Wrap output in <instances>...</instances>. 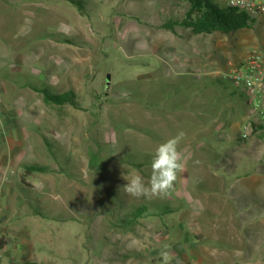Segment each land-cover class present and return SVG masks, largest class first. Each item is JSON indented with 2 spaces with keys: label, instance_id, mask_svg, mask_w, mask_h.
Segmentation results:
<instances>
[{
  "label": "rangeland",
  "instance_id": "1",
  "mask_svg": "<svg viewBox=\"0 0 264 264\" xmlns=\"http://www.w3.org/2000/svg\"><path fill=\"white\" fill-rule=\"evenodd\" d=\"M21 1L4 0V13ZM67 1L72 14L58 25L71 22L72 34L40 37L55 49L27 32L0 39V264H162L163 250L171 264H264V123L240 139L245 97L222 78L259 43L261 26L197 35L162 26L184 17L185 0ZM43 89L72 91L75 106L45 102ZM182 100L194 101L200 124L154 104ZM181 131L185 168L170 194L126 193L133 169L147 183L156 148ZM33 165L44 170L26 173ZM238 180L259 219L232 208Z\"/></svg>",
  "mask_w": 264,
  "mask_h": 264
},
{
  "label": "crops",
  "instance_id": "2",
  "mask_svg": "<svg viewBox=\"0 0 264 264\" xmlns=\"http://www.w3.org/2000/svg\"><path fill=\"white\" fill-rule=\"evenodd\" d=\"M0 1L2 3V7L0 10V39L4 42H7V41L8 42L9 41L19 42L20 36H22V34L27 32L29 34L36 35V38H38V41H40L36 46L37 48L40 47L42 42H46V43H48L50 48L55 49L56 46H58V44L56 42L51 41V40L42 41L43 39L40 38L42 34L47 32V29H50L51 30L50 32H54V33L72 34L73 27H72L71 22L68 25H67V23H65V21H64V23H63V21L60 22V23H62L61 25H63V28L60 27L61 25L60 26L58 25V21L62 20V18H64L66 20V15L72 14V7H71V5H69L70 7L67 6V3H68L67 0H25V1L22 0L20 2L19 6L13 7L12 10H9L5 13H4V0H0ZM58 17H60V18L62 17V18L60 20H58ZM81 21H82L81 19H77L75 26H77L79 28V30L81 31V33L83 35L85 34V36H86V31H85V29H83L84 27H83V24ZM198 35H200V34H198ZM259 35H260L259 36L260 37L259 43H257V44L253 43L254 38L252 35L251 41H250L249 45L247 46V48L252 46V43L254 46H258L260 44V42H261V30H260ZM168 49L172 50V45L169 44ZM21 52H22V49H18V52L15 51V54H13L14 58L16 56L15 60L18 62L22 61V53L23 52L22 53ZM39 52H40V49H39ZM244 52H243V54H244ZM41 56H42V53L40 52L39 58ZM243 57H244V55H243ZM185 60L190 61L189 63H193V65H196V66L199 65V64H195L193 59H187L186 58ZM49 61L52 63V60H49ZM65 62H66V60L64 61V63ZM172 62L175 65L174 68L176 70V64H175L174 60H172ZM68 64H70L69 67H71L72 60H70ZM188 65H186V66H188ZM192 68H191V71H192ZM208 70H210V69L208 68ZM174 73H176V72H174ZM177 75H178V73H177ZM211 77H212L211 80L213 81L214 78L216 77V74L212 75ZM193 78H195V77L193 76ZM192 94H193V96H196L194 94V92ZM154 104H157L156 105L157 107H161L163 109L168 110L167 112H173L176 114L179 111L185 112L183 117L187 118L188 126L192 123L193 120H196L198 122V124H200L202 122V118L201 117L199 118L201 111L197 110V108L193 105L194 101L192 102V104L187 105L186 103H184V100H182L179 107L160 105L158 103H154ZM210 111H212V110H210ZM177 117L178 118L182 117V115L177 114ZM209 117H211V116H210L209 111H208V113H206V115H205V118L209 119ZM186 127H184V130ZM191 128L192 127H190L189 129H191ZM215 129H216V127H215ZM203 130H205V129H203ZM198 131L201 132L200 126H198ZM262 133H263V130L259 134H262ZM214 134H215V136L216 135H219V136L222 135L223 136L224 133L216 132ZM244 184H245V181H239V180L235 183H231L227 192L229 194V198H230L232 208H234V204H237V205H239L240 209H243V211L241 212L240 215H242L244 213H248V212H249L248 215L249 214L251 215L252 213L250 212V210H248V204L244 203V201H245L244 200V193H246V192H244L246 190ZM253 210L256 211V214H259V212L261 213L260 209H258V210L253 209ZM260 216H263V214H261V215L259 214L250 220L259 219Z\"/></svg>",
  "mask_w": 264,
  "mask_h": 264
},
{
  "label": "trees",
  "instance_id": "3",
  "mask_svg": "<svg viewBox=\"0 0 264 264\" xmlns=\"http://www.w3.org/2000/svg\"><path fill=\"white\" fill-rule=\"evenodd\" d=\"M72 3L77 4L71 0ZM188 5V9L184 17L180 20L169 21L164 23L163 28L173 31L175 26L188 29L193 34H210L212 32H219L223 34H231L242 29H248L252 24L257 21L251 17L245 11L237 8L225 6L220 7L213 0H185ZM81 8V6H77ZM62 41L69 44H83L74 39H62ZM43 94V99L47 103H53L56 105L71 104L75 106L74 94L72 91L57 94L52 93L46 89L40 90ZM242 140V139H241ZM24 170L26 173L31 171H43L44 168L33 165L25 166ZM23 178V177H22ZM234 210L240 215L243 209L239 208V205L234 204ZM38 214H41L38 212ZM253 216L261 215L262 213L256 214V211L252 212ZM3 237H0V251L5 246ZM22 264H39L36 262H23Z\"/></svg>",
  "mask_w": 264,
  "mask_h": 264
},
{
  "label": "built area",
  "instance_id": "4",
  "mask_svg": "<svg viewBox=\"0 0 264 264\" xmlns=\"http://www.w3.org/2000/svg\"><path fill=\"white\" fill-rule=\"evenodd\" d=\"M226 5L245 11L261 26L260 44L222 76L233 82L245 97L247 118L239 130V137L246 140L259 134L264 123V0H227Z\"/></svg>",
  "mask_w": 264,
  "mask_h": 264
},
{
  "label": "clouds",
  "instance_id": "5",
  "mask_svg": "<svg viewBox=\"0 0 264 264\" xmlns=\"http://www.w3.org/2000/svg\"><path fill=\"white\" fill-rule=\"evenodd\" d=\"M63 28V25L60 26ZM184 132H179L175 137L169 138L158 145L151 161V175L147 183L143 176L135 169L124 186L126 193L133 197H163L174 189L178 175L184 171L185 158L179 149V144L184 137ZM162 264H171L174 256L170 250L160 252ZM176 264H182L175 257Z\"/></svg>",
  "mask_w": 264,
  "mask_h": 264
}]
</instances>
